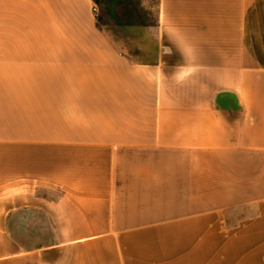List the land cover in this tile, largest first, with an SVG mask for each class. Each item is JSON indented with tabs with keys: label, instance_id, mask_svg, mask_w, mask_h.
<instances>
[{
	"label": "crops",
	"instance_id": "obj_1",
	"mask_svg": "<svg viewBox=\"0 0 264 264\" xmlns=\"http://www.w3.org/2000/svg\"><path fill=\"white\" fill-rule=\"evenodd\" d=\"M157 1L0 0V264H264V0Z\"/></svg>",
	"mask_w": 264,
	"mask_h": 264
},
{
	"label": "rangeland",
	"instance_id": "obj_2",
	"mask_svg": "<svg viewBox=\"0 0 264 264\" xmlns=\"http://www.w3.org/2000/svg\"><path fill=\"white\" fill-rule=\"evenodd\" d=\"M97 3L99 4V6H101V11L106 15L107 13L111 14L113 13V0H96ZM120 1L119 4L121 5L122 3H124V6L129 5L130 3L132 4V6L137 9V10H141V14H143V18L146 21L149 22H153L156 20L157 14H158V7H157V0H150L149 4V8L148 9H143L142 3L143 0H118ZM123 5V4H122ZM100 12V9H99ZM101 14V12H100ZM102 18V14L100 15Z\"/></svg>",
	"mask_w": 264,
	"mask_h": 264
},
{
	"label": "built area",
	"instance_id": "obj_3",
	"mask_svg": "<svg viewBox=\"0 0 264 264\" xmlns=\"http://www.w3.org/2000/svg\"><path fill=\"white\" fill-rule=\"evenodd\" d=\"M95 15H96L97 17H99V16H100V12H99V10H98V8H97V7L95 8Z\"/></svg>",
	"mask_w": 264,
	"mask_h": 264
}]
</instances>
